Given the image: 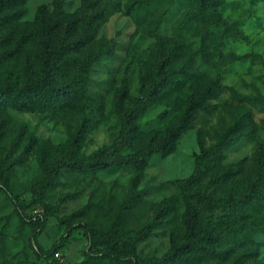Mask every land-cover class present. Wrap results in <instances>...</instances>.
<instances>
[{
	"label": "rangeland",
	"instance_id": "1",
	"mask_svg": "<svg viewBox=\"0 0 264 264\" xmlns=\"http://www.w3.org/2000/svg\"><path fill=\"white\" fill-rule=\"evenodd\" d=\"M115 1L116 10L99 31V36L115 43V54L92 66L81 98L74 105L33 111L0 109V123L5 127L0 139V264H130L131 255L125 259L116 256V235L128 230L141 233L144 229L150 234L136 243V257H161L170 250L172 241L187 239L183 219L189 205L214 206L213 211H204L205 221L211 224L222 216L235 218L214 246L207 264H264V231L255 225L264 220V197L254 206L243 202L234 208L227 205L237 191L244 194L255 181L264 187V155H259V145L264 144V105L239 103L228 89L213 98L209 107L198 111L172 153L151 160L131 206L126 205L136 173L131 167L96 173L65 170L57 186L35 196L44 176L42 147L46 142L52 146L67 144L71 132L89 112L101 109L98 125L86 136L83 154L108 148L119 139L122 122L116 109L117 91L126 85L127 101L132 104L142 97L140 72L155 56L161 41L184 40L188 56L196 60L203 79L219 77L222 86L264 97V0H224L222 16L235 22L245 37L229 33L223 41L222 55H216L217 64L212 66L201 59L199 51L203 29L183 24L187 11L184 1L149 0L151 10L145 12L149 15L142 25L127 9L135 0ZM80 3L66 0L65 9L73 12ZM40 5L53 11V0H26L19 27L34 20ZM10 29H0V36ZM25 61V52L19 50L16 39L0 43V80L21 78ZM191 92L185 87L180 93L157 99L146 110L140 119L146 140L179 123ZM245 108L253 111L258 133L255 139H242L225 153L223 166L238 170L234 186L229 183L219 187L210 175L189 191L191 197L186 201L176 181L194 172L201 150L199 137L207 146L214 143ZM42 223L43 229L33 244L31 237ZM41 250L45 254L40 257Z\"/></svg>",
	"mask_w": 264,
	"mask_h": 264
},
{
	"label": "trees",
	"instance_id": "2",
	"mask_svg": "<svg viewBox=\"0 0 264 264\" xmlns=\"http://www.w3.org/2000/svg\"><path fill=\"white\" fill-rule=\"evenodd\" d=\"M180 1L187 5L183 24L189 28L195 24L203 29L199 51L207 65L217 64L215 57L222 55L223 41L229 33L245 37L235 22H228L222 16L220 7L224 0ZM25 3L26 0H0V29L11 26L8 33L0 36V43L16 39L19 50L26 55L21 78L6 77L0 80V109L13 107L33 111L72 106L81 98L84 82L88 80L92 66L103 57L115 54V43L99 36V31L108 16L116 10L117 3L115 0H81L75 11L67 12L66 0H53V11H49L46 5H40L34 20L19 27V20L25 14ZM127 9L142 25L149 15L145 12L149 13L151 6L149 0H135ZM76 70L80 73L76 74ZM140 85L143 95L134 104L127 101L129 89L126 85L117 91L116 109L122 122V132L110 147L88 155L82 153L87 134L99 123L100 108L89 112L87 117L79 121L67 144L52 146L50 142L45 143L40 154L44 176L38 183L35 196L57 186L65 170L96 173L131 167L136 173L132 182L133 192L127 199L126 205L129 207L137 200L138 184L151 160L155 156L165 157L172 153L178 139L192 126L198 111L209 107L210 101L220 92L228 89L231 98L239 103L264 105V97L244 95L232 87L222 86L219 77L203 79L196 60L188 56L185 41L177 38L159 43L155 56L146 61L140 72ZM185 87H189L192 92L186 99L179 123L163 133H153L146 140L140 122L146 110L157 99L180 93ZM4 129L0 123V139ZM257 133L254 113L250 108H245L214 143L207 146L200 136L201 150L197 155L194 172L190 177L176 181L184 199L189 201V191L210 175L214 176L219 187L229 183L234 186L232 182L238 170L232 166H223L225 153L242 139H255ZM17 138L19 143L21 138ZM259 155H264L263 143L259 145ZM263 188L255 181L244 194L237 191L227 205L234 208L243 202L254 206L264 197ZM17 206L20 208L19 204ZM214 209L212 205L203 208L189 205L183 219L187 239L181 243L172 241L170 250L161 257H136V243L150 234L146 229L141 233L132 230L118 233L116 256L125 259L131 255L134 260L131 259L130 264H207L208 256L215 251L214 246L222 240L223 234L235 221L234 216H222L223 219L216 224L206 222L204 211ZM255 225L261 226L264 231V220H258ZM43 226L44 223L40 224L33 233V244ZM38 254L41 257L45 253L41 250Z\"/></svg>",
	"mask_w": 264,
	"mask_h": 264
},
{
	"label": "built area",
	"instance_id": "3",
	"mask_svg": "<svg viewBox=\"0 0 264 264\" xmlns=\"http://www.w3.org/2000/svg\"><path fill=\"white\" fill-rule=\"evenodd\" d=\"M56 255H57V257H59L60 253H59V252H57V253H56Z\"/></svg>",
	"mask_w": 264,
	"mask_h": 264
}]
</instances>
